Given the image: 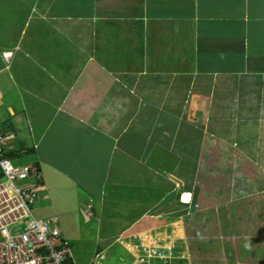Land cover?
I'll return each instance as SVG.
<instances>
[{"label":"crops","instance_id":"obj_1","mask_svg":"<svg viewBox=\"0 0 264 264\" xmlns=\"http://www.w3.org/2000/svg\"><path fill=\"white\" fill-rule=\"evenodd\" d=\"M71 49L98 78H53ZM43 61L53 63L36 71ZM0 131L7 151L29 148L16 163L39 167L43 218L66 215L57 200L68 194L74 205L77 183L76 210H94L108 244L86 264L97 253L104 264L115 235L168 208L178 211L182 264L201 226L224 238L216 248L194 237L205 257L264 264V0H0ZM85 152L90 171L73 168L68 156ZM143 233L163 245L150 230L133 236Z\"/></svg>","mask_w":264,"mask_h":264},{"label":"rangeland","instance_id":"obj_2","mask_svg":"<svg viewBox=\"0 0 264 264\" xmlns=\"http://www.w3.org/2000/svg\"><path fill=\"white\" fill-rule=\"evenodd\" d=\"M68 35H69L68 38L72 41L73 40L74 41L75 40L81 41L83 39L82 36L75 38L76 37L75 35H70V34H68ZM80 44H82V43H77L78 49L81 47ZM47 49L49 50L48 53L53 52L54 54L56 53L57 55L60 53L58 50V47L56 48L54 46H49ZM75 50L76 49H71L67 52V54L64 55L63 58H61V59L57 58L55 60V62H54L55 67L54 68H56V72L54 73L53 78H57V79L61 78V77L73 78V79H76V78H78V79H80V78H94V79L98 78V73L100 71L99 68H96V65H93V64L88 66V64L85 63L86 61H85L84 57H82V55H81L82 51L76 50L77 51L76 52ZM46 61H47V59H46ZM46 61H43L42 64L34 66L36 71L37 70L42 71L46 67H50V65L53 63L52 62V63L47 64ZM54 68H53V66H51V69H54ZM92 81H93L92 83L95 85L96 81H94V80H92ZM76 82H78V81H76ZM59 84H60V82L57 81V83H56L57 87ZM93 84H91V85H93ZM72 85H73V83H72ZM89 85L87 84V88L89 87ZM83 87L84 86H82V88L80 87L81 88L80 91H76L79 88H76V90L73 89V91L75 90L73 92L74 93V95H73L74 99L78 98L79 94H82V95L84 94V92L86 90ZM69 89H72V88L70 87ZM69 92H71V90ZM61 109L65 110L64 105H61L60 110ZM0 134H1V131H0ZM66 139L70 140V138H66ZM168 139L166 138L165 140H161V142L164 141L163 144L166 145V143L169 142V141H167ZM24 149H25L24 153H26L29 150L28 147H24ZM4 152L5 153L8 152L6 148H4ZM46 156H47V154H46ZM93 156H94V160L95 159L100 160V158L103 155L97 154V151L95 149ZM110 157L117 158V155L111 154ZM16 159L17 158H12L10 160H11V162L16 164V162H15ZM22 159L24 161H26V159H28V158L26 156H23ZM68 159L72 163L73 168L78 169L80 167V169L82 168L85 171H87V170L90 171L89 166H88L90 161H89V159H87V152H85L84 154H82V153L73 154L72 156H68ZM18 165L21 166L22 164L20 163ZM205 165H208V161L205 163ZM99 170L101 171V174H103V168L102 169L99 168ZM49 172L53 173L51 171V169H48V173ZM80 172L82 173V171H80ZM232 172L236 173L235 169H233ZM80 175L81 174H79V176ZM98 175L99 174L97 171H95L92 176H90V174L85 172L83 177H81L82 182H83V183H81V186L83 185L86 189H90L92 182L96 179V177H98ZM234 176L232 175L233 178H234ZM247 176H250V175H247ZM170 180H171V177H170ZM77 181H78V179H77ZM78 183H79V181H78ZM198 183L202 185L201 186L202 191L205 193H208L206 190L207 185H205V183L202 180L201 181L199 180ZM169 186H171V185H169ZM125 190L126 191L127 190L132 191L131 188H127ZM43 191H44V189L41 190V193ZM72 191H74V197H72V200H74V203H75L74 205H73V202H70V198H69L68 194L63 196V202L64 203H61L57 200L58 205L64 206V207H62V209H63L64 213L66 214V215L62 214L61 218L59 216V220H60L59 223L61 222V226H62V228H64L65 234H63V235L66 236V239H68L67 241L71 242L72 253H73V257H74L75 262L77 264H86V263H88L87 262L88 259L93 256V253L96 251V249L98 247L100 249H102L108 244H103L102 242L99 241V239L97 237L98 231H100V229H102V227L98 228L96 226L97 225L96 220H93V222H90L92 219H94V213H93L94 210L90 209L91 208L90 206H87V208H89L87 210H81V211L76 210V208L79 207V202L75 200V197L78 194H80V193H77V191L81 192L80 188L77 187V183H76V186L74 187V189H72ZM162 193H166V192H164V190H158L157 189V196L161 195ZM46 198H47V194H42L40 196V198H39V194L37 195V200H36L35 209H34L37 217H45L46 216L45 214L47 213V211H44V210L42 211V208H43L42 202ZM180 198H181V196H180ZM221 199H223V198L218 197L217 202L218 201L219 202L216 203V205H215L216 207H214L213 212L211 210L210 217H214V216H212V214H215V213L219 214L220 207L222 206V204H220ZM184 201H186V200H184ZM218 204H220V205H218ZM38 207H40V209ZM58 207H60V206H58ZM198 208L199 207L197 206L196 210H200V208L199 209ZM201 208H203V206H201ZM58 209H60V208H58ZM58 209H56V210H58ZM207 210H209V209L205 208V209H202V211H198V212L200 215H202L205 212H208ZM78 211H80L81 215H79ZM49 212H51L52 214H57L55 210H53V211L50 210ZM177 214H178V211H176V208H174V210H171L168 208L167 211L166 210L163 211L160 209H153L151 211L146 212L145 216H147V217L143 216L145 220H143L139 223H136L134 225L132 224L131 226H129L127 228H124L125 230L118 233V235L111 234V236L115 235L114 238H112L114 242H113V244L110 243L111 241L108 242L111 244V247L105 254V255H107V259L105 260L104 264H182V262H185L187 255L185 253L182 254L183 253L182 250L184 249L182 242H180V243L174 242L173 245H175V244L176 245H175V247H173V245H172V250H168L167 248L165 249V247L163 245L161 247L157 246V248L156 247H150L146 250L141 244V241H140L141 238L139 239L137 236H133V235L137 234L138 231L150 230V232H152V234L155 232L156 238H161L160 236H162V238H167V239L173 238L174 227L172 225H174L176 222V217L178 216ZM189 214L191 215V214H196V213L190 211ZM218 214H217V217H219ZM88 222H90V223H88ZM156 226H158V227L155 230ZM205 229H208V228L201 226L200 231H199L200 233L198 235L193 236L192 238H188L189 252H190V256L192 258L191 261H190V259H188L189 264H240L241 263V261L236 262L237 260L240 259L241 254H239L237 259L235 256V257H230V258H227L224 260H220V259L209 257L210 254L208 257H205V254L203 255L202 248L200 247V245H201L200 240H201V243L203 241L202 244H204L207 242H211L212 239L214 238V240L216 241L215 243H217V245H215L216 248H219L220 246L222 248L221 242H224V238L221 235L220 229H217L218 232L214 233L213 235L208 234L205 231ZM106 231L108 232L110 230H106ZM117 232L118 231L116 230L114 233H117ZM202 233L206 234V235H203ZM201 236L206 237L207 239L206 238L201 239ZM194 237H199L200 240H198L197 238H194ZM175 240H177V239H175ZM217 240H219L220 242H218ZM125 245L133 246L134 247V253L132 254L131 252H128L126 250ZM157 245H158V243H157ZM212 250L213 249L210 248L209 253ZM213 253H215V252L213 251ZM231 253H234V252L230 251V254ZM234 254H236V253H234ZM119 257H122L123 261L120 262Z\"/></svg>","mask_w":264,"mask_h":264},{"label":"built area","instance_id":"obj_3","mask_svg":"<svg viewBox=\"0 0 264 264\" xmlns=\"http://www.w3.org/2000/svg\"><path fill=\"white\" fill-rule=\"evenodd\" d=\"M4 147L0 137V264H77L58 218L35 213L44 189L38 168L14 165ZM89 264H103V258L97 254Z\"/></svg>","mask_w":264,"mask_h":264},{"label":"bare ground","instance_id":"obj_4","mask_svg":"<svg viewBox=\"0 0 264 264\" xmlns=\"http://www.w3.org/2000/svg\"><path fill=\"white\" fill-rule=\"evenodd\" d=\"M184 200H186V198H184ZM186 201H188V199ZM177 230H178V228L176 229V231L174 233V235L177 236V237H173V238H169V239H167V238H161V241H162L163 246L165 247V249L166 248H171V246L174 244V241H176L175 239H178L180 237L179 236L180 232H179V230L178 231ZM148 235H149V233H145V234L143 233L141 235H138L139 238H141V244H142V246L146 250L148 248H150V247H156L157 248L158 245H157L156 241L154 239H151L150 236H148ZM125 247H126V250L128 252H131L132 254L134 253V247L133 246H131V245H125Z\"/></svg>","mask_w":264,"mask_h":264},{"label":"trees","instance_id":"obj_5","mask_svg":"<svg viewBox=\"0 0 264 264\" xmlns=\"http://www.w3.org/2000/svg\"><path fill=\"white\" fill-rule=\"evenodd\" d=\"M13 150V149H12ZM12 150H10V151H8L7 153H5V156L6 157H8V158H10V159H12V158H17V159H20L22 156H24V155H27L28 154V152H26L25 154H21L20 155V150H16V151H12ZM17 164H20V162H18ZM36 165V167L39 169V167H38V165L37 164H35ZM2 174H1V171H0V181H2ZM98 254V253H97Z\"/></svg>","mask_w":264,"mask_h":264},{"label":"clouds","instance_id":"obj_6","mask_svg":"<svg viewBox=\"0 0 264 264\" xmlns=\"http://www.w3.org/2000/svg\"><path fill=\"white\" fill-rule=\"evenodd\" d=\"M2 138V137H1ZM7 138V140L8 139H10L9 137H3V139H6ZM4 148H6V146L4 147ZM10 159V158H9ZM13 163V162H12ZM14 165H18L17 163L15 164V163H13ZM25 164H35V163H23L22 165H25ZM18 166H20V165H18ZM39 170V169H38ZM40 172V171H39Z\"/></svg>","mask_w":264,"mask_h":264},{"label":"water","instance_id":"obj_7","mask_svg":"<svg viewBox=\"0 0 264 264\" xmlns=\"http://www.w3.org/2000/svg\"><path fill=\"white\" fill-rule=\"evenodd\" d=\"M186 198V200L189 198L188 194L183 196V199Z\"/></svg>","mask_w":264,"mask_h":264}]
</instances>
